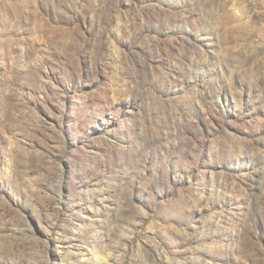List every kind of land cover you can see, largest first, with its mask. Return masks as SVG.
Here are the masks:
<instances>
[{
	"label": "rangeland",
	"instance_id": "1",
	"mask_svg": "<svg viewBox=\"0 0 264 264\" xmlns=\"http://www.w3.org/2000/svg\"><path fill=\"white\" fill-rule=\"evenodd\" d=\"M0 264H264V0H0Z\"/></svg>",
	"mask_w": 264,
	"mask_h": 264
}]
</instances>
